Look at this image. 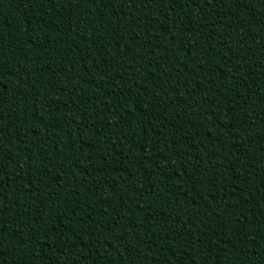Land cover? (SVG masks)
Returning <instances> with one entry per match:
<instances>
[{"label": "trees", "instance_id": "16d2710c", "mask_svg": "<svg viewBox=\"0 0 264 264\" xmlns=\"http://www.w3.org/2000/svg\"><path fill=\"white\" fill-rule=\"evenodd\" d=\"M0 264H264V0H0Z\"/></svg>", "mask_w": 264, "mask_h": 264}]
</instances>
